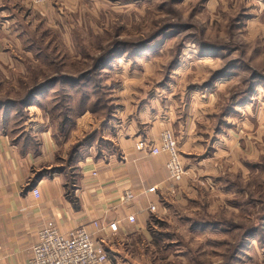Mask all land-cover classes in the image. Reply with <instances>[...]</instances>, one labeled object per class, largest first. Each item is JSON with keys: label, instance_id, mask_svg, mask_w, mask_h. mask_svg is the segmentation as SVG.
Masks as SVG:
<instances>
[{"label": "rangeland", "instance_id": "obj_1", "mask_svg": "<svg viewBox=\"0 0 264 264\" xmlns=\"http://www.w3.org/2000/svg\"><path fill=\"white\" fill-rule=\"evenodd\" d=\"M54 2L70 27L27 25L32 50L7 54L15 65L0 66V130L33 154L41 132L49 130L54 143L37 174L51 176L73 159L61 176L75 180L83 156L113 153L115 131L138 118L162 122L185 170L208 182L170 222L152 225L173 244L152 246L151 232L149 240L113 239L105 264H264V0ZM104 52L113 56L107 64L99 62ZM230 62L229 77L204 88ZM57 77L64 82L33 94ZM30 97L24 108L6 107ZM196 216L237 228L189 229L186 218ZM257 226L262 237H246Z\"/></svg>", "mask_w": 264, "mask_h": 264}, {"label": "crops", "instance_id": "obj_2", "mask_svg": "<svg viewBox=\"0 0 264 264\" xmlns=\"http://www.w3.org/2000/svg\"><path fill=\"white\" fill-rule=\"evenodd\" d=\"M54 1L62 2L64 8L65 3H78V0H47L32 7L26 0H0L1 67H12L16 63L5 55L32 50L27 38L32 29L31 26L26 28L27 25L70 27L67 22L63 23ZM53 16L57 20L55 25ZM22 36L25 37L22 39L24 45L20 41ZM130 120L128 118V127L122 125L115 131L113 141L116 150L113 153L86 154L80 159L76 165L78 175L71 187L64 182L62 173L34 181L40 164L49 163L56 150L49 130L41 132L36 154L21 151L17 146L21 141L12 143L0 130V264H26L37 241V231L47 222L54 223L62 234L85 229L92 234L93 241L108 253L111 250L108 244H112L113 239L122 242L140 236L149 240V230L145 228L149 223L148 202L156 204L155 216L159 221L170 222L172 214L182 210L185 199L201 197L199 192L206 190L208 182L206 179H193V168L186 170L177 194L172 195L167 185L166 156L141 157L135 151L134 145L139 140L156 142L163 123L156 125L145 119V124L138 118ZM190 155L187 154L188 157ZM193 181L203 187L191 184ZM31 182H34L32 186ZM150 187H157L158 191L144 194ZM33 189L38 191V198L33 196ZM124 189H130L137 195L133 203L125 206L120 203ZM130 215L135 216L134 224L127 222ZM113 222L118 223L116 233L106 229ZM93 223H97L98 228Z\"/></svg>", "mask_w": 264, "mask_h": 264}, {"label": "built area", "instance_id": "obj_3", "mask_svg": "<svg viewBox=\"0 0 264 264\" xmlns=\"http://www.w3.org/2000/svg\"><path fill=\"white\" fill-rule=\"evenodd\" d=\"M32 6L42 5L46 0H26ZM170 130H163L156 143H148L139 140L134 148L141 157H156L165 155L167 157L165 168L167 172L168 191L172 195L178 192V185L186 175V170L179 160L177 142ZM157 187L148 188L144 194H155ZM35 198L39 197L36 189L32 190ZM137 195L130 189H124L120 194V203L129 205L134 202ZM147 211L156 213V204L148 202ZM135 216L127 217V222L134 224ZM98 228L97 223H93ZM110 233L118 231V223L113 222L107 225ZM109 256L106 249L92 239V234L85 229H78L68 234L58 231L52 222L45 223L37 231V241L32 246L31 257L26 264H105Z\"/></svg>", "mask_w": 264, "mask_h": 264}, {"label": "trees", "instance_id": "obj_4", "mask_svg": "<svg viewBox=\"0 0 264 264\" xmlns=\"http://www.w3.org/2000/svg\"><path fill=\"white\" fill-rule=\"evenodd\" d=\"M149 43V41L147 42ZM108 52V51H107ZM107 52H104L102 53V55L99 56V62H104V63H108L110 61H112L111 59L113 58V56L111 55V52L107 53ZM107 53V54H106ZM106 54V55H105ZM105 55V56H104ZM212 56V55H218V52H213V53H208V52H201L200 53V56ZM98 59V58H97ZM234 63L230 62L229 64H227L226 67H224L223 69H221L220 71H218L217 73L213 74L212 78L210 81H207L206 84L204 85L206 87H210L212 86V84H214L216 81L220 80V79H223V78H226V77H229V75L231 74V70L235 69L236 66L233 65ZM64 78L65 77H60V78H54V79H51L49 81H47L44 85H41L40 87H36L37 89H33L32 91L34 92L33 94L38 96L40 95V93L44 90V89H47L48 87H53L52 85H56L57 83H63L64 82ZM264 80V79H263ZM63 81V82H61ZM75 81H78V80H74L72 82H75ZM249 92H254V86L252 87H249ZM247 100H249V96H247L246 98ZM245 99V101H246ZM32 100V97L29 98V100L25 101V102H21V103H13V102H10L9 105L7 104L6 107H26L30 104V101ZM5 106H3V108H6ZM76 151V150H75ZM74 155V154H73ZM71 162L69 164H67L66 168H69L68 170H70L71 168H73V159H70ZM256 167L258 165H255ZM260 166V165H259ZM66 168H55V169H52L50 171L51 174H54V173H63L64 170H66ZM71 172V175H72V172L73 171H70ZM43 177H46L44 173L40 172L38 174H36L35 176V180L34 181H38L40 180L41 178ZM74 179L72 178H69L68 181H67V185L70 187L71 183L73 182ZM32 184H34V182H31L30 183V186H32ZM72 199V198H71ZM73 201V200H72ZM152 214V213H151ZM197 218L193 217V218H186V221H188L189 223V227L191 229H201V230H222V231H226L227 230H231V229H235L237 228L235 225H230L228 227H225V222L223 221H217V220H203L204 218L201 217V216H196ZM199 217H201L199 219ZM155 224V225H158V226H161V223L160 221L154 219V218H150L149 219V223H148V230L149 232H151V236H152V240L151 243L152 246H154V244L157 246L158 243L160 242H163V244L168 247L169 244H173V243H169V244H165L164 243V240L168 241V237L167 235H164V234H159L157 235L156 233H160V232H155L152 230V225ZM262 234H263V230L261 229L260 226H257V227H254V228H251V230H248L247 233H246V237L250 238V237H254V235H257L258 237H262ZM245 235V234H244ZM243 235V236H244ZM247 238V239H248ZM248 241V240H247ZM248 242H246V238L244 237L243 239V242H241L238 247H237V250L242 248V247H245ZM150 246V244H149ZM236 250V251H237ZM165 260H167V258H165Z\"/></svg>", "mask_w": 264, "mask_h": 264}]
</instances>
